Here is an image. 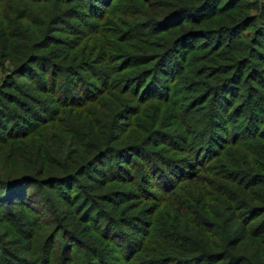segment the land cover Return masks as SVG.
<instances>
[{
  "label": "trees",
  "instance_id": "obj_1",
  "mask_svg": "<svg viewBox=\"0 0 264 264\" xmlns=\"http://www.w3.org/2000/svg\"><path fill=\"white\" fill-rule=\"evenodd\" d=\"M220 1L0 0V147L52 125L0 157V264H264L263 4Z\"/></svg>",
  "mask_w": 264,
  "mask_h": 264
},
{
  "label": "rangeland",
  "instance_id": "obj_2",
  "mask_svg": "<svg viewBox=\"0 0 264 264\" xmlns=\"http://www.w3.org/2000/svg\"><path fill=\"white\" fill-rule=\"evenodd\" d=\"M228 0H221L220 4L227 2ZM251 1V0H248ZM253 1V0H252ZM258 2H260L261 4H263V12H264V0H257ZM248 16L252 18V24L253 27H248L245 31L246 36L244 37V42L250 43V40L253 42L251 45L249 46H245L242 47L241 45L238 46V48L242 51L243 54H247L249 51H252L254 48V56L255 59L252 60V63L250 64V66L248 67V69L252 68V69H258V72L262 73V78H264V32L261 31V27L262 25H264V23L262 22V24L259 23V21H257V29H259V32H255V28H256V13L254 11H249L248 12ZM264 16V14H263ZM42 20L44 21V17H42ZM264 30V29H263ZM237 42L239 39H236ZM255 41L258 42L259 46H256ZM256 47H253V46ZM260 57L263 59H260ZM202 60V58H201ZM203 64V63H202ZM213 66L211 63H209V65L206 68L205 72H210L209 68ZM5 68H7V72H5ZM13 67L10 66V62L6 61L3 63L2 66H0V86L4 85L6 80H8V76H12L9 70H12ZM215 69V68H213ZM7 78V79H6ZM22 82V81H21ZM245 82V80H244ZM28 82H22V84H26ZM7 93L10 94L11 97H17V93H15L12 90H8ZM35 93L34 91L31 92V96H33ZM189 96V95H188ZM189 97H193V96H189ZM187 104V103H185ZM196 106H192L189 108V110L194 111ZM201 109L200 107L198 108V110ZM73 117H75L74 115H72ZM59 122H56L54 124H57ZM52 127V125H48V126H44L40 129H35L32 133L31 136L23 139V140H19L17 141L18 143H11V149H7L6 147H0V157L3 158H11L13 157V152L15 153L16 156H20L22 158H25L27 156L28 153H30V150H28L27 148L31 147V148H38L39 144H41L42 142H44V139L49 135V127ZM131 136H135V131L132 130L131 132ZM118 138V137H117ZM49 145L50 146H60L61 143H64L67 140V137L64 134H61L59 132H50V138H49ZM125 138H121L119 136V140H123ZM77 151H75L74 153H76ZM114 162L116 161V159L113 160ZM99 176V175H98ZM96 178V180L98 179V181H101V177H93ZM109 186V185H108ZM112 188H117V189H129V187L127 185H111L109 187H104L100 190V192L105 193L108 192L110 190H114ZM130 190V189H129ZM105 204V203H102ZM138 206L137 204L133 203L130 207V212L126 213L128 217H141L142 216V212L146 207H140V208H134ZM129 207V206H128ZM127 207V208H128ZM146 218V220H148L151 224V229L153 230V225H157L156 224V220H157V216H145L144 219ZM45 219V218H42ZM1 220V219H0ZM70 222V227L74 228V223L76 222V218L75 217H70L69 219ZM40 225H43V221L41 222ZM232 232H235L232 229ZM0 233L4 234L6 236L7 241L9 242V246L12 252H14L15 254L21 256L25 254V250L23 249V243H19V241L17 240V236L14 235V233L11 232V230L9 229V227L7 226V224L5 223H0ZM248 247H246L247 249H251V250H255L254 247L250 246V243L247 244ZM1 253V252H0Z\"/></svg>",
  "mask_w": 264,
  "mask_h": 264
}]
</instances>
